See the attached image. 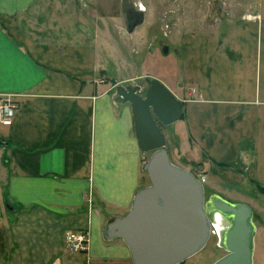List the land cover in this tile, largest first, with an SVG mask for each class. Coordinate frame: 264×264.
Returning <instances> with one entry per match:
<instances>
[{
    "label": "crops",
    "instance_id": "1",
    "mask_svg": "<svg viewBox=\"0 0 264 264\" xmlns=\"http://www.w3.org/2000/svg\"><path fill=\"white\" fill-rule=\"evenodd\" d=\"M39 1L0 0V95L17 103L0 125V197L19 209V240L0 237V264H132L125 243L106 240L102 227L142 186L132 109L114 100L117 85L142 75L182 102L168 127L174 164L211 174L208 190L216 182L264 187V0H191V15L177 17L173 42L162 47L166 55L173 44L176 56L167 75L136 72L137 47L114 27L120 18L112 29L81 11L72 22L59 14L65 2L49 0L42 11ZM158 2L164 12L187 3L148 0L151 20L136 12L130 40L145 21L151 28ZM73 230L87 233L86 251L67 247Z\"/></svg>",
    "mask_w": 264,
    "mask_h": 264
},
{
    "label": "water",
    "instance_id": "2",
    "mask_svg": "<svg viewBox=\"0 0 264 264\" xmlns=\"http://www.w3.org/2000/svg\"><path fill=\"white\" fill-rule=\"evenodd\" d=\"M145 81L143 94L117 85L114 100L131 106L138 148L149 153L142 164L149 183L135 191L123 215L104 221L103 237L123 241L132 264H181L204 248L211 225L220 220L225 227L217 234L218 246L225 254L211 264H254L252 208L217 193L206 196L197 175L171 161L161 129L180 120L182 102L158 79Z\"/></svg>",
    "mask_w": 264,
    "mask_h": 264
},
{
    "label": "rangeland",
    "instance_id": "3",
    "mask_svg": "<svg viewBox=\"0 0 264 264\" xmlns=\"http://www.w3.org/2000/svg\"><path fill=\"white\" fill-rule=\"evenodd\" d=\"M48 1L49 0H40L38 4L39 9L42 11L47 10L49 4ZM192 1L195 2L198 0ZM204 1L208 2V0H203V2ZM209 1L210 4H215V0ZM55 2L57 4L65 2V4L67 5L66 7H61L58 9L60 15L66 14L69 16H77V14L81 11V15L87 18L89 23H91L92 20H94L95 18H99L104 22V28L110 27L112 29L115 27L116 32L120 33V35H118L121 38H125L129 40V42L131 41L134 45H136V51H134L135 49H131V51H134V61L136 62L137 67L136 72H149L157 75H167L166 71H169L168 74H172L171 72L173 71H171L170 67H172L173 63L175 62L173 61V58H176L174 54L173 44L170 45L169 52L166 55L165 53H163L162 47L165 43L173 42L174 36L169 34V29L170 27L175 26L177 17L185 16V18H187L191 15V0H184V2H187L185 3V6L182 4L175 10L173 8H169L166 12H164V9L160 7V3L158 2V8H156L154 12L155 14L154 16H152L155 17V19L151 28H149L150 23H146L145 21L143 25H140L135 28L132 40H130L131 33L128 32V28L129 26H131L130 22L133 21V18L130 19L129 16H133L136 12L139 11L137 4L141 3L144 7V9L141 10L143 18H145L147 21H150L152 13L151 10L148 11L145 6V4L147 5L148 0H52L51 4L53 5ZM123 2H125V4L127 2L128 6H123ZM76 4L80 5V10L78 8H75ZM186 4H189V6H187ZM212 8L213 7L211 5V9ZM53 10L54 6L51 7L50 11ZM161 11H163V13H161ZM112 18H120L121 25L119 27H117V25L111 27L112 22H110V20ZM161 18L162 20H160ZM75 20L76 19L72 17V22ZM164 23H167L168 25V30H166V36H164L162 33V27ZM146 78H150V76H139L131 82H128V84L130 83V85L133 87L142 86L146 89ZM168 127L169 126L162 128L165 130V134H167V140H169V144L167 143V150L169 153V157H171V155H174L175 151L173 148V140L171 136L173 132L172 130L170 131ZM148 156L149 153H145L143 160L145 161ZM208 175L209 177L207 178L204 184L206 187V196H208L211 191L213 192L214 190H216L223 196H226L229 200H231V202H238V200H244L246 202H249V204L251 205L250 206L248 204L252 208L253 222L257 227L254 236L253 261L254 264H264V193L260 192L254 184H247L246 186L241 187L239 185H229L223 182L214 183V188L208 190L209 185L212 182L211 174ZM148 183L149 181L146 176V173L142 171L141 187L147 185ZM232 199H234L235 201ZM0 221L3 223L2 235L0 237L19 240V209L17 210L12 207L11 200L1 197ZM85 237L88 238L87 233L85 234ZM217 243L218 242L216 240L215 235L211 233L204 248L181 264L213 263L216 259L225 254V250L223 248H220Z\"/></svg>",
    "mask_w": 264,
    "mask_h": 264
},
{
    "label": "built area",
    "instance_id": "4",
    "mask_svg": "<svg viewBox=\"0 0 264 264\" xmlns=\"http://www.w3.org/2000/svg\"><path fill=\"white\" fill-rule=\"evenodd\" d=\"M210 3V1H208ZM139 11L143 10L144 7L141 3L137 4ZM142 12V11H141ZM168 30L167 23L163 24L162 33L164 36L167 35ZM145 88L142 86L134 87V91L138 94H143ZM17 110V103L10 96L0 95V125H7L13 119ZM199 180L204 184L206 177L203 174H197ZM84 230H73L67 231L64 235L67 247L71 251L84 252L87 250V238L85 237Z\"/></svg>",
    "mask_w": 264,
    "mask_h": 264
},
{
    "label": "bare ground",
    "instance_id": "5",
    "mask_svg": "<svg viewBox=\"0 0 264 264\" xmlns=\"http://www.w3.org/2000/svg\"><path fill=\"white\" fill-rule=\"evenodd\" d=\"M224 227H225L224 224L220 220H218V221L215 220V222L211 225V229L213 231V235H215L217 242H218L217 234H220Z\"/></svg>",
    "mask_w": 264,
    "mask_h": 264
},
{
    "label": "trees",
    "instance_id": "6",
    "mask_svg": "<svg viewBox=\"0 0 264 264\" xmlns=\"http://www.w3.org/2000/svg\"><path fill=\"white\" fill-rule=\"evenodd\" d=\"M255 186L260 192L264 193V187L260 186L259 184H255Z\"/></svg>",
    "mask_w": 264,
    "mask_h": 264
},
{
    "label": "flooded vegetation",
    "instance_id": "7",
    "mask_svg": "<svg viewBox=\"0 0 264 264\" xmlns=\"http://www.w3.org/2000/svg\"><path fill=\"white\" fill-rule=\"evenodd\" d=\"M130 18H133V20H135V18L137 17V14H134L133 16H129Z\"/></svg>",
    "mask_w": 264,
    "mask_h": 264
}]
</instances>
